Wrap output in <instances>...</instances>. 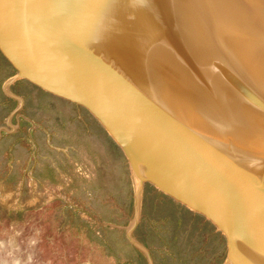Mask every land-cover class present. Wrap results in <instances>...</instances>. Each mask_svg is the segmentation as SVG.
<instances>
[{
	"label": "water",
	"instance_id": "95a60500",
	"mask_svg": "<svg viewBox=\"0 0 264 264\" xmlns=\"http://www.w3.org/2000/svg\"><path fill=\"white\" fill-rule=\"evenodd\" d=\"M0 29L70 78L138 195L150 179L227 237L226 264H264V0H0Z\"/></svg>",
	"mask_w": 264,
	"mask_h": 264
},
{
	"label": "rangeland",
	"instance_id": "374dc122",
	"mask_svg": "<svg viewBox=\"0 0 264 264\" xmlns=\"http://www.w3.org/2000/svg\"><path fill=\"white\" fill-rule=\"evenodd\" d=\"M13 41L0 29V264H226L216 225L150 179L138 195L70 78Z\"/></svg>",
	"mask_w": 264,
	"mask_h": 264
},
{
	"label": "bare ground",
	"instance_id": "6f19581e",
	"mask_svg": "<svg viewBox=\"0 0 264 264\" xmlns=\"http://www.w3.org/2000/svg\"><path fill=\"white\" fill-rule=\"evenodd\" d=\"M246 21V23L248 24V25H250L252 28H256V25H254V24H250L251 22H248L249 20H245ZM257 29V28H256ZM241 258H243V257H241ZM240 258V256L238 255V254H236V256L234 257V259L232 260V262L230 263V264H235V263H237V264H242V263H249V264H260V262H258V261H255V260H244V261H242V260H240L241 259ZM235 262V263H234Z\"/></svg>",
	"mask_w": 264,
	"mask_h": 264
},
{
	"label": "crops",
	"instance_id": "0c3cea01",
	"mask_svg": "<svg viewBox=\"0 0 264 264\" xmlns=\"http://www.w3.org/2000/svg\"><path fill=\"white\" fill-rule=\"evenodd\" d=\"M97 119V121H98V128L100 129V130H102V132H104V134L107 136V139H108V141H110V133H109V131L105 128V126L100 122V120H98V118H96ZM107 131V132H106ZM107 133V134H106ZM109 133V134H108ZM112 136V135H111ZM94 158L98 161V159H99V157L100 156H98V152L94 149ZM124 154H125V152H124ZM125 157L127 158V156H126V154H125ZM128 159V158H127Z\"/></svg>",
	"mask_w": 264,
	"mask_h": 264
}]
</instances>
